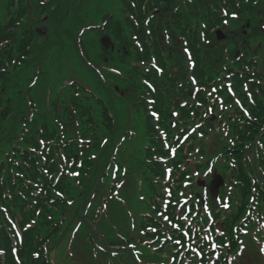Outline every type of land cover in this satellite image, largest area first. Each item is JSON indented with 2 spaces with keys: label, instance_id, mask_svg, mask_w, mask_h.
<instances>
[{
  "label": "rangeland",
  "instance_id": "1",
  "mask_svg": "<svg viewBox=\"0 0 264 264\" xmlns=\"http://www.w3.org/2000/svg\"><path fill=\"white\" fill-rule=\"evenodd\" d=\"M2 1L0 3V21L5 22L6 10L5 4H2ZM37 2L38 0H34L33 2L31 0L30 5L33 6L34 3L35 8L32 10L29 5V15L30 18L36 22L38 32L41 34L37 39V48L41 49L40 46L44 42H48L50 37H53V33L55 32V24L52 20V15L48 13L49 11L47 7L44 8L42 12H40ZM251 3L253 4L252 6H259V0H253ZM97 5H100V8L97 9ZM120 6L121 0H86L84 5H79L80 9L82 10L80 16L83 19H86V24H98L101 22L98 21L101 16L104 18L106 15H114L113 13H117V9H120ZM252 6L249 9H247L248 7L242 9L241 12H239L235 17H229L230 21L226 23V32L231 33V30H233L234 34L236 33V35H234V37L236 36L235 38L232 39L229 37L232 45L235 44L236 40H240L242 33L246 31L245 24L248 21L247 18L250 16V13H252ZM60 28H58L56 32H60ZM254 29H256V26H252L251 24L250 29L248 30L249 35H247L251 38L248 37L245 40L247 44L250 45V39H252L251 51H258L260 69H256L255 67H251V69L254 71L258 70L256 73L258 72L260 78L264 82V33L257 34L255 39L252 36ZM98 34L99 31H97V33L94 31L90 32L85 41H83L84 48L92 63L94 59H92L91 56H95V63H93L95 66L100 68L107 67L109 69L112 67V62H104L102 50L98 45ZM54 46H56L54 49L58 50L53 53L51 58L57 60L62 58L60 56V54H62L65 56V59H67L68 63L65 64V67L62 70L57 71L53 75H49L48 78L56 84L59 83L62 78H64L63 80L68 77L71 79L79 78L86 84L92 85V80L89 79L90 75L87 74L85 69H81L79 67L80 63H78L76 58L73 56L68 40H64L63 43H61L59 40L58 45ZM251 62L252 64H255L254 60ZM233 68L239 69V66ZM7 70V72L0 74V87L4 79H8L10 84L5 86L6 90L1 89L0 91H2L5 95H7V92H9L7 95L8 97L17 98L19 88L13 87V69L10 66L7 68ZM105 75L111 77V75L107 72ZM30 76L31 75L29 72L22 71L20 80L21 83L25 85L28 81V77ZM137 77L139 76H136L133 73L130 74L129 78H132L133 81L129 80L126 87H124L123 90L121 88L122 91H125L124 94L125 96H128L130 102L131 100L136 102L141 97L140 94L144 92V88L140 85L143 80L140 78V81L137 82L135 81ZM42 78L43 76H41L39 80ZM100 83H103L102 79L100 80ZM262 85H264V83ZM107 91H110V89ZM40 94L41 92L39 87H37L36 84L33 85L31 89V95L36 105L37 102H40L41 100ZM106 98H108L107 95ZM0 101L4 102V98L0 99ZM114 102L115 99L113 100V104ZM99 104L100 103H97V116L101 108ZM107 104L109 106V117L111 118V137L105 144L100 142V154L103 155V158H97L99 162L96 161L94 166L90 168V171L94 172L100 169L102 172L101 175H97V187L101 186V179L108 177L109 182H112L113 179H117L118 182H121V190L119 192V189L117 188L113 194H110L109 191H105V186H103L100 197H97V203L93 206L90 195L86 199L84 194L78 192L83 187V183L78 182V184L76 183L74 185L75 190L73 197L67 201L68 206L66 207V211H68V213L70 210H72L73 216L68 224L65 237L66 251L68 249L70 253L69 261H66L64 264H206L203 260V255L200 260H193L194 256H200L202 253V248L193 243H178V239L185 236L186 232L183 228L177 226L171 219H169L167 211L162 207L163 201L158 197H154L153 195L152 190L158 191L163 187L164 176L161 171L162 169H166L163 167L164 164L155 163L144 170L139 169L133 173V178L129 182L125 183L126 173L122 163L123 159L117 158V156H129V152L132 151L128 148V145L123 142V139L126 135V126L123 123V118L118 113L115 105L111 106L108 102ZM144 106L147 107L148 104L144 102ZM140 107L142 106L140 105ZM9 109L10 107L7 106L5 102L3 106L0 105V118L2 113H5ZM120 112L123 114L124 118H127V112H123L122 110H120ZM22 113L27 117H31L33 114L28 105L24 106ZM140 124L141 123L138 122L136 123L137 136L143 137L145 130L143 125ZM43 126L49 127V130H46L45 134H41L37 130L36 135L41 136L43 139L53 137L56 131L54 129V123L49 122ZM10 127L11 125L9 124L5 125V129L1 132V134H5ZM155 128L157 129V127ZM95 131L96 133L97 131L99 132L97 126ZM214 132L215 130L213 133ZM222 136L223 134L220 131L219 134L214 136V138L219 140ZM64 139H69V136H63L61 138V140ZM55 142L60 144L58 139L55 140ZM189 142L186 144L182 142V150L184 152H187ZM149 145L151 148H157L161 150L171 149L172 151H175V149H173L169 144V138L152 140ZM60 152H62V150L57 148L56 153L60 154ZM189 153L191 163L187 170H190L194 164L192 160V151ZM179 155L180 154L176 152V156ZM197 158L198 161H200L199 156H197ZM138 160L142 161L143 158L138 157ZM231 162L233 163V161L230 160V156H228L225 161H223L221 158H217L215 160V164L219 166V170L223 174H228V167L230 166ZM184 167L185 165L181 166L180 169H183ZM83 171L88 172L87 169H84ZM6 174L8 176V172ZM144 177H147L148 180L147 192H145L144 197L142 198L132 199L129 196L128 188L134 184V182H143ZM83 178L84 173L79 174V180H83ZM10 183L11 180L8 178V184L10 185ZM20 186L23 187L22 183H20ZM67 186L68 183L66 180H64L63 187L62 185L58 184L55 190H58L62 193V190L66 189ZM69 187H71V184ZM104 192H106L105 195L103 194ZM54 194H57V192H54ZM241 194L242 193L240 190L236 188L231 181H229L228 186H226L225 190H223L224 198H228L229 200V207L225 208L226 212L236 210L238 203H240L242 207H246V205H243V203L245 202L248 204L249 198L243 194L242 195L244 197H242ZM150 198L152 199L150 200ZM140 202L146 203V212L149 213L142 220V226H138L136 228L132 220V213H137L139 215L138 207L140 206ZM150 202L152 205L149 211L148 206ZM133 204H135L134 207L129 206ZM91 208L95 213L92 218L88 219L86 212ZM244 212L245 210H240V213L243 214ZM248 212H250V209ZM158 223L160 226H157ZM79 228L85 231L89 236L90 241L88 242V245L83 240V233ZM250 238L251 237L249 234L243 236V239L248 241V255L244 257L245 264H264V243H262L260 238L257 236H253L251 238L252 242L249 243ZM29 246V239L26 237L25 242H23L22 246L20 247L21 250L25 251V255Z\"/></svg>",
  "mask_w": 264,
  "mask_h": 264
},
{
  "label": "trees",
  "instance_id": "2",
  "mask_svg": "<svg viewBox=\"0 0 264 264\" xmlns=\"http://www.w3.org/2000/svg\"><path fill=\"white\" fill-rule=\"evenodd\" d=\"M199 1L202 4L199 7V9H201L202 12L210 11V7H209V3L208 2H205L204 0H199ZM242 1L244 3H245V1L241 0V3H242L243 6L247 5V4H243ZM230 2H232V5H233L232 8H236L237 7L236 3L234 1L230 0ZM141 3H142V0H138L137 4H138L139 7H140ZM202 7H204V9ZM236 9L238 10L239 8H236ZM255 17H257V16L255 15ZM176 20H178V21L182 20V21H184L187 24L190 23V20L187 17H185L183 14H181V17L179 19H176ZM8 54H10V56H11V52H8ZM8 54L5 52V53H2L0 55V68L4 67V65H5L4 61L5 60H7V61L11 60V57ZM13 57H14V54H13L12 58ZM199 70L201 71L200 68H199ZM7 84H10L9 80L8 79H4L3 82L1 83L0 90L3 89L2 87H4ZM0 99H3V97L1 96V91H0ZM3 104H4V102L0 101V105L3 106ZM4 115L5 114L2 113V116L0 118V149H1V145L7 144L8 142L11 141V139L16 138L14 133H13V135L11 134L10 136L9 135H5V134H1V132L3 131V128H4V124H1V123H4L3 121H6L7 123H10V124L11 123L12 124L15 123V125L18 126V124H19V122L21 120V117H22V116L19 117L18 114H16L15 116L9 115L7 117H5ZM254 129H256V127ZM234 173L239 175L240 178L246 183V185L252 184L248 172L245 171V169H244V161H243L242 157L239 158V163H238V166L235 169ZM2 184L3 183H1V185ZM0 202H4L5 203V201L3 200L1 195H0ZM49 211L51 213H53L54 215H57L55 211H53V210H49ZM62 212H63V209L60 211V213H62ZM48 213L49 212H45L38 218V219L42 218L40 223H39V220L36 219V225L32 228V229L35 228V231L31 230L29 232V235L27 236L28 239H29L30 247H31V249H33V251L31 253H30V251H28V253H30L29 254V259H30V261L33 264H48L46 258H45V260H43V257H41V252L39 253L38 258L33 256V252L36 251L37 249H41L42 244L47 243L48 245H50L54 241V239L57 238V234L60 232L61 227H62V226L61 227H55L56 228L55 229L54 228L55 224H53L54 222H51V217L50 216H43V215H46ZM59 220L60 219H58L55 222L58 224ZM41 228H43V229L41 230ZM43 230H48V232H47L48 236H46L42 232ZM41 250H43V249H41ZM9 259H10V257H9Z\"/></svg>",
  "mask_w": 264,
  "mask_h": 264
},
{
  "label": "water",
  "instance_id": "3",
  "mask_svg": "<svg viewBox=\"0 0 264 264\" xmlns=\"http://www.w3.org/2000/svg\"><path fill=\"white\" fill-rule=\"evenodd\" d=\"M221 184V182H219V183H217V185L219 186ZM217 187V186H216ZM216 187H215V189H216ZM218 188V187H217Z\"/></svg>",
  "mask_w": 264,
  "mask_h": 264
}]
</instances>
